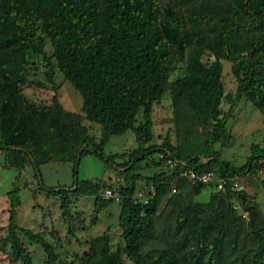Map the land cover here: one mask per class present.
<instances>
[{"label":"trees","instance_id":"1","mask_svg":"<svg viewBox=\"0 0 264 264\" xmlns=\"http://www.w3.org/2000/svg\"><path fill=\"white\" fill-rule=\"evenodd\" d=\"M230 3V10L233 4L238 6L247 28L261 35L244 44V50L239 49L237 34L245 28L232 17L229 21L233 27L214 37L219 58L204 60L203 52L198 50L191 55L185 75L174 84L171 92L176 104H184L191 117L209 126L210 131L199 153L182 157L183 150L172 148L166 139L159 146H147L152 139L151 109L163 97L167 81L160 70L164 65L169 72L179 61L177 50L165 33L172 28L182 48L209 40L205 34L183 25L178 16L164 23L157 0H0V132L3 134L0 152L8 156L7 163L19 173L28 159L37 180V190L46 196L58 197V210L66 229L71 224L68 192L94 198L92 223L112 204L99 196L100 189L108 186L97 181L76 180L83 155L91 154L109 168H115L123 179L121 201L117 204L122 246L110 251L107 234L96 237L89 242L90 254L81 264H123L122 256L131 264H186L189 260L192 264H215L218 253L214 248L218 240L220 242L227 234L235 237L243 228V220L231 206L236 200L241 210L248 214L245 229L250 232L254 246L249 262L262 264L264 240L263 231L256 222L258 212L239 184L236 190L226 188L221 192L186 182V188L180 191L178 188H184V181L176 179L173 170L156 159V164L162 168L159 179L145 180L154 188V195L145 205L133 204L131 200L135 183L141 179L134 168L140 162L153 163V157L162 150L196 172L209 171L221 177L236 175L240 180L256 169H264V147L250 145L249 155L240 167L221 160L214 149L216 144L223 147L230 141L226 123L240 100L252 105L264 122V0H231ZM189 12L198 22L204 19L195 8H190ZM45 40L51 46L57 71L81 99L83 118L99 127L98 140L89 136L79 123L76 126L78 118L63 112L55 98L50 105L41 107L23 98L25 66L36 63L39 58L48 63L43 54ZM220 58L234 62L231 66L237 82L234 92L223 94ZM222 101L228 105L226 112L220 110ZM139 112L141 121L135 126ZM36 117L46 120L45 130L50 136L47 144L51 145L41 150L42 153L36 152L39 144L29 141L43 138L44 129L39 128ZM126 131L132 133L136 148L125 164H113V157H106L103 147L111 137L121 136ZM74 146L78 150H74ZM60 150L65 152V156L57 153L60 161L72 162V182L68 190L44 187L39 175V166L52 160L54 153ZM204 188L211 190L208 201L204 204L192 202L191 197L199 195ZM162 190L171 192L170 205L180 202L168 215L172 217L171 238L183 229L194 234V243L185 253V260L178 257L169 242L153 254L146 255L142 250V242L156 219L155 204ZM17 191L14 182L6 193L10 263L32 264L15 235L20 234L42 247L43 264H56L58 259L53 248L40 235L16 225ZM205 208L207 213L197 222V211ZM185 216H190L189 223ZM214 218H218L217 232L205 244L202 226Z\"/></svg>","mask_w":264,"mask_h":264},{"label":"rangeland","instance_id":"2","mask_svg":"<svg viewBox=\"0 0 264 264\" xmlns=\"http://www.w3.org/2000/svg\"><path fill=\"white\" fill-rule=\"evenodd\" d=\"M230 1L157 0L163 14L164 23H169L173 17L178 16L183 25L205 34L209 40L196 43L190 48H182L172 28V30L168 29L165 33L177 50L179 61L174 65L173 69L170 68L169 72L166 71L164 65L160 70L166 76L167 81L164 86L163 97L151 109L152 126L150 131L152 139L147 146H159L166 139L172 148H181L183 150L180 152L182 157L201 151L203 142L207 140V133L210 128L195 121L184 104H176V98L172 94L171 88L185 75L188 60L195 51H202L205 56L204 60L207 61L219 58L214 37L229 31L233 27L232 22L229 21L232 17L238 20L240 26L245 28L237 34L236 41L239 44V49L244 50V44L261 35V33L247 28V22L240 18L239 8L236 4H233V9L230 10ZM190 8H195L204 16V19L201 22L194 19L189 12ZM43 54L48 63L41 62L39 58L36 63L25 66L26 75L25 85L22 90L23 98L27 103L37 107L48 106L52 99L55 98L56 103L63 112L78 118V120L76 119V126L79 123L87 130L89 136L98 140L99 127L83 118L81 99L57 71L52 57V49L47 40L44 41ZM219 61L221 63L220 79L223 94L228 91L234 92L237 86V82L231 73V66L234 62L225 61L221 58ZM227 108L228 105L222 101L220 105L221 112H226ZM36 121L39 123V128L44 129L41 132L43 138L41 141L38 138L29 141L39 144V146H36V152L40 151L42 153L45 148L47 149V145H51L50 143L47 144L50 136L47 133L48 131L45 130L46 120L36 117ZM135 121V126H137L141 121L140 112L136 115ZM226 130L231 136L230 141L223 147L216 144L214 149L221 160L230 163L232 166L240 167L245 163L249 155L250 145L256 144L259 147H264V122L259 112L245 100H240L236 105L232 117L226 123ZM1 136L3 137L2 132H0V138ZM34 147L31 148L33 149ZM135 148L136 145L132 133L126 131L121 136L111 137L108 143L104 145L102 152L106 157H113V164L122 165L128 161L130 152ZM74 150H78V147L74 146ZM57 153L65 156V152L62 150L60 152L56 151L52 160L45 161L44 164L39 166V175L44 187L68 190L72 182V162L60 161ZM7 161L8 156L0 152V264H11V252L6 238L9 210L6 193L12 189L14 182L18 190L17 199L19 202L15 210L16 225L22 229L29 230L33 234L40 235L43 241L53 248L58 259L56 264H81L90 254L89 242L103 234H107L109 238L108 247L110 251L121 248L120 230L117 226L118 205L109 204L99 214L97 220L92 223L91 212L94 198L76 196L68 192L71 199L69 207L71 224L66 229L58 210V197L46 196L44 192L37 190V180L34 177L28 159H25L24 167L19 173ZM153 163L148 162L145 165L144 162H140L134 168V172L141 176V179L135 183L136 190L146 192L150 182L146 183L145 180L153 177L159 179L158 174L162 171V168L156 164L155 156L153 157ZM259 171V169H256L253 174L240 177L238 184L250 204L258 212L256 222L263 231L262 238L264 240V180L261 178ZM119 177H121L119 171H116L115 168H109L91 154L83 155L80 158L76 170V180L97 181L106 186L111 185ZM185 184L187 183L184 182V188L180 186L178 190L182 191L185 189L187 186ZM210 191L207 188L202 189L199 195L191 197V201L199 204L206 203ZM170 194L171 192L167 193L163 190L159 192V198L155 204L156 219L148 231V236L142 242V250L146 255L153 254L169 242L178 257L181 260H185V253L194 243V234H191V232L186 233L183 229V231L179 230L175 237L171 238L173 230L172 217L168 215L180 202L177 201L175 205H170L169 201L172 197ZM231 206L234 207L236 214L243 220V228L238 230L235 237L227 234L221 238L220 242L218 240L214 248V252L218 253L215 256V264H250L249 258L254 251V246L250 232L245 229L248 214L241 210L239 200H236ZM207 211L208 209L206 208L197 211V222L201 221ZM185 219L188 223L190 222V216H185ZM202 229V236L205 244H207L217 232L218 218L208 220L202 226ZM15 235L21 246L27 251L31 263L43 264L45 255L42 247L36 243L29 242L20 234ZM121 258L123 264H131L125 256ZM15 264L20 263L16 262ZM186 264H192V260H189ZM262 264H264V256Z\"/></svg>","mask_w":264,"mask_h":264},{"label":"built area","instance_id":"3","mask_svg":"<svg viewBox=\"0 0 264 264\" xmlns=\"http://www.w3.org/2000/svg\"><path fill=\"white\" fill-rule=\"evenodd\" d=\"M156 159L161 162L164 167L173 170L172 173L176 179L187 182L190 185H202L215 191H225L226 188L236 190L238 188L239 178L236 175L231 177H221L214 172H196L185 163L178 162L173 159L166 150L158 152ZM261 178L264 179V169L259 171ZM123 186L122 177L117 178L108 188L99 191V196L112 204H119L121 201V187ZM154 195V188L148 186L146 192L135 190L131 200L133 204H147L148 200Z\"/></svg>","mask_w":264,"mask_h":264}]
</instances>
